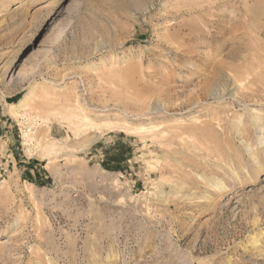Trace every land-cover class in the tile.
I'll list each match as a JSON object with an SVG mask.
<instances>
[{"label":"rangeland","instance_id":"rangeland-1","mask_svg":"<svg viewBox=\"0 0 264 264\" xmlns=\"http://www.w3.org/2000/svg\"><path fill=\"white\" fill-rule=\"evenodd\" d=\"M0 264H264V0H0Z\"/></svg>","mask_w":264,"mask_h":264},{"label":"bare ground","instance_id":"bare-ground-1","mask_svg":"<svg viewBox=\"0 0 264 264\" xmlns=\"http://www.w3.org/2000/svg\"><path fill=\"white\" fill-rule=\"evenodd\" d=\"M229 80V79H228ZM228 84H226V86H227ZM231 87V86H230ZM229 87V88H230ZM232 89H234V88H232ZM228 91V87H226V92ZM231 91V90H230ZM10 108H12V109H14L15 108V105H10ZM17 108V107H16Z\"/></svg>","mask_w":264,"mask_h":264}]
</instances>
